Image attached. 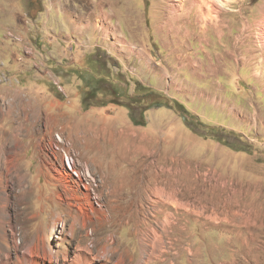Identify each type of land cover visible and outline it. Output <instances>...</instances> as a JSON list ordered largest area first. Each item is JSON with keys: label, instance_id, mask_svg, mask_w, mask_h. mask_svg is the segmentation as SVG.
<instances>
[{"label": "rangeland", "instance_id": "1", "mask_svg": "<svg viewBox=\"0 0 264 264\" xmlns=\"http://www.w3.org/2000/svg\"><path fill=\"white\" fill-rule=\"evenodd\" d=\"M74 1L79 3L72 9L86 13L90 28L105 32L103 46L117 40L109 34L111 13L118 18L114 26L124 30L126 45L142 55L141 64L133 57L125 60L119 44L121 50L106 63L112 79L126 75L132 95L140 78L164 75L169 80L183 73L184 59L198 57L225 64V94L210 81L204 92L193 87L196 102L184 104L140 81L162 96L152 97L161 106L145 112V126L134 125L126 107L94 103L86 109L85 83L77 72L78 86L71 88L74 76L62 67L52 70L55 86L49 76L28 81L27 76L36 72L41 78L44 72L38 48L45 42L35 20L52 7L48 0H0V198L3 186L9 194L6 203L0 200V243H9V264H46L44 253L56 244L47 227L53 219L69 227L73 221L62 213L69 209L88 219L86 228L76 224L77 239L94 253L105 249L107 264H214L213 255L203 257L204 245L223 242L232 248L229 240L213 239L216 234L230 238L239 233L264 248L262 97L256 92L236 95L233 69L226 67L241 61L239 51L264 52V0H224L223 5L213 3L209 14L190 0ZM98 49L103 50L92 48L93 53ZM83 58L77 62L80 72L88 67ZM27 59L38 62L32 66L35 72L28 71ZM27 88L43 89L46 95L55 89L61 105L50 109L47 96L18 90ZM175 103L184 105L195 124L215 128V135L205 126L204 134L195 133ZM236 105L249 111L243 110L242 121L231 113ZM140 109H147L146 102L137 103ZM5 145L19 152H9L7 168L1 166ZM65 157L75 161L74 171L64 164ZM81 173L91 183L88 188L74 179ZM159 188L173 199L159 201ZM176 199L188 211L167 202ZM162 210L172 214L169 223Z\"/></svg>", "mask_w": 264, "mask_h": 264}, {"label": "crops", "instance_id": "2", "mask_svg": "<svg viewBox=\"0 0 264 264\" xmlns=\"http://www.w3.org/2000/svg\"><path fill=\"white\" fill-rule=\"evenodd\" d=\"M48 3L52 7L49 8L46 6V10L40 12L35 20L37 24H40L37 26L39 36L41 37V40L45 42L41 47L38 48L42 52L40 53V60L41 64L43 65L42 70L44 72L41 75V78H36L38 75L35 70H33V67L35 65L39 66V64L33 59L30 61L27 59L28 64L30 65L28 67V71L33 70V72H35L33 76H27V78H29V82L31 81V78L33 80H40L47 78L46 76H49L54 81L55 86V79L54 76H52V73L54 72H52V70L54 69L53 71L57 72L55 68L62 67L67 73H69L71 76H74L73 81H75L73 84L71 83L69 85L70 88L72 85L74 87H76V85L78 86L76 79V69L78 68L77 62L83 57V59H85L88 55L92 54V48H102L103 51L107 52L110 56L116 57V53L114 52H119L121 50L117 46L121 44L124 49L122 56L125 60H127L129 57H133V60H136V63H142L143 57L138 51L135 50L136 48H131L126 45V40L124 39L125 37L123 33L124 30L122 28L116 27V25L114 26L118 19L116 18V15L111 13L109 14V34L117 40L111 42L108 47H105L103 45H107L108 42L105 32H96L90 28L91 22L87 21L86 13L83 10L74 11L72 9V7L74 5L77 6V3L79 2H75L74 0H48ZM121 35H123V37H121ZM74 37L77 40H72ZM124 43L125 46H123ZM237 54L240 56L239 59H241V61L238 60V62L235 63L231 60V66H226L227 68H231V70L233 69V80H231V83L237 87L236 89L238 92L236 95L238 96L241 92L249 95H254L256 92L261 95V109L263 114L262 126L264 129V52L257 53L255 49L250 48L246 49L245 51H239L236 53V55ZM207 59L205 60L200 57H198L197 60L190 58H187L186 60L184 59L183 64H181L183 73L173 75L169 77V80H167L168 77L166 78L164 75L161 77H155L151 75L148 79L140 78L139 81L143 82L144 84H148L151 88L163 92L172 100L176 102H183L184 104L196 102V99L193 98L196 97L193 89L196 88L198 91H203L205 90L203 88H205V86L209 84L210 81H215L216 85H221V87L219 86L221 88L220 95H224L225 93L222 90L224 86L221 84V79L223 77L221 70H225V64L221 66L219 61H214V58ZM242 60L246 61V63L243 64ZM145 63L147 64V61H145ZM65 65H67V69L64 67ZM217 79L220 84L218 83ZM259 84L260 89L257 88ZM18 90L20 92L32 91L34 94L47 96L48 98H46L45 101L50 103V109H57L58 106L61 105V102L58 100L59 98L57 99V97H55L58 96L57 92H55V89L49 91L50 95H46L43 92V89L40 88H27L25 91H22L21 89ZM206 94L207 93H204L201 96L203 102L207 101ZM204 95L205 98H203ZM220 95L219 97L222 98ZM215 100L217 102V99ZM236 107L238 108L237 105ZM237 108L233 106V108L230 109L232 110L231 113L233 114L234 119L237 121H242L244 118V115H242L243 110L247 113H249V111H247L245 108H242L243 110ZM250 119L253 121V116H251ZM235 235V237L230 238L224 237L222 234L214 235L215 237L213 239L215 240L223 239L227 241L229 240V242L231 241L232 248H227V244L223 242L215 243L209 248L204 245L203 257L213 255L214 264H218V262L219 264H225L229 261L232 263L234 261L235 264H252L253 262L256 264H264L263 245L260 247V244H258V247H260V249H258L254 244L253 239L244 237V235L239 233H236ZM218 257H220L219 261L217 259Z\"/></svg>", "mask_w": 264, "mask_h": 264}, {"label": "bare ground", "instance_id": "3", "mask_svg": "<svg viewBox=\"0 0 264 264\" xmlns=\"http://www.w3.org/2000/svg\"><path fill=\"white\" fill-rule=\"evenodd\" d=\"M177 1H180V0H177ZM190 1L192 2L191 4H192L193 7H196V6L199 5L200 11L202 13L205 12L206 14H209L210 11L212 10L213 3L214 4H217V5H223L224 4V2H223L224 0H190ZM172 24H174L173 21H172V23L170 25H172ZM57 138L59 140V138H61V136L58 134ZM3 149H4V153H3L4 154V156H3L4 159L1 162V166H4V167L7 168V161L6 160H7V157L9 158V152L13 153V155H16L19 152H18V149L17 148L14 149L13 147H9L7 145H5V147ZM63 156H65V155H63ZM64 164H70V166L73 168L72 169L70 167L71 168L70 169L71 171H74V168L76 167L75 161L74 160H71L70 158L67 159L65 157L64 158ZM14 167H16V166H14ZM3 174H4V172H3ZM76 176L77 177L74 178V179L77 180V181H80V183H82V185L84 187L87 186V188H88V186H91L90 185L91 183H90L89 179L86 177L87 175H85L84 173H81V176L79 174H76ZM7 177H6V179H7ZM86 178L88 180H86ZM0 181H1V179H0ZM24 190L26 191L27 188L24 187ZM155 194L157 196L156 198H158V200L159 201H162V202H166L165 199H164V197L165 198L168 197L169 199H173L172 198V195L171 194L170 195H167L166 192H165V189H163V188H159L158 190H156L155 191ZM8 198H9V194L7 192V188H6V186H3L2 195H1V198H0L2 204L3 203H6V201L8 200ZM167 202H168V204L172 205L174 208H176L178 210L179 209H185L186 208V206L184 205V203L179 202L177 199L174 202H172L170 200H167ZM1 209H2L1 211L4 212V213L7 210L5 206L2 207ZM78 209H80V208H78ZM185 210H187V209H185ZM62 213L66 214V216H70V218L73 221V223L71 225H69V227H68V225L65 222H62L60 219L54 220L53 219V216H52V219L53 220L50 222V224L47 227V231H48V235L47 236L50 237V235H52V234L56 235V244L53 245V246H50L48 251L47 250L45 251L44 256H43L44 262L46 264H107V262H106L107 261L106 260L107 257L106 258L104 257L105 254H106V250L104 248L101 249V250L104 249L103 251H98V252L94 253L93 250H92V247L88 246L87 244L86 245L85 244H82V242L80 240H78L77 237H76V235H75V226H76V224H81V227L82 228H86V226L88 224V219L87 218L79 219L70 209L68 210V212L67 211H63ZM162 213L165 214L164 221L165 222H168L170 220V218L172 217V214L167 213L166 210H162ZM5 215H6V213H5ZM59 221H60V224H59ZM163 225H165V224H163ZM176 230H178V229H176ZM4 231H5V228H4ZM165 231H166V229H165ZM6 239H7V237H6ZM89 239H90V237H89ZM145 243H147V242H145ZM8 245H9V243H7V242H5V244L0 243V264H9V246ZM35 246L36 245H34V248H35ZM15 250L14 251L16 252V254H19L18 251H17V249H15ZM39 250L41 251L42 249H39ZM148 260H151V258H148ZM145 264H148V262L145 261Z\"/></svg>", "mask_w": 264, "mask_h": 264}, {"label": "trees", "instance_id": "4", "mask_svg": "<svg viewBox=\"0 0 264 264\" xmlns=\"http://www.w3.org/2000/svg\"><path fill=\"white\" fill-rule=\"evenodd\" d=\"M111 56L98 49L96 52L88 55L85 60L88 67L80 72L79 66L76 69L77 74H80V79H84V90L82 92L83 97V107L86 109L90 108L92 105H97L101 107H107L108 105L114 104L129 109L130 119L134 125L145 126V112L152 108L153 106H161V103H157V99H152L154 95L162 97L161 94L144 87L140 81H136V89L134 95L130 93V81L127 80L126 75L120 73V78L112 79L110 73L107 69L106 63L111 60ZM96 67V68H95ZM97 69V70H96ZM96 70V71H94ZM106 95V96H105ZM143 96L144 99H141ZM106 97V98H105ZM129 99V102L125 103L124 101ZM145 103L147 109L137 110V103ZM171 108L170 104H166ZM174 108L177 109L181 116L184 117L186 123L195 133L206 132L203 128L209 130V134L215 135V128H209L202 122L194 123V118L190 113L185 109L184 105L179 103L174 104ZM203 127H202V126ZM236 149V148H235ZM244 151V149H242Z\"/></svg>", "mask_w": 264, "mask_h": 264}]
</instances>
